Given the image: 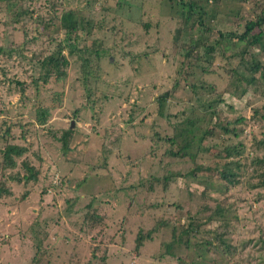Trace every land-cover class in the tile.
<instances>
[{"label": "rangeland", "instance_id": "1", "mask_svg": "<svg viewBox=\"0 0 264 264\" xmlns=\"http://www.w3.org/2000/svg\"><path fill=\"white\" fill-rule=\"evenodd\" d=\"M197 1L205 3L212 26L239 32L264 3ZM170 2L0 0V183L9 190L0 197V264H224L204 242L212 240L211 229L226 228L217 206L230 205L238 216L228 228L238 244L230 264H261L264 166L252 161L264 157L256 146L264 129L253 117L264 106L258 92L264 83L240 96L229 70L239 58L228 63L221 48L215 59L185 62L183 40L191 30L182 24L180 1ZM69 10L90 24L72 34L78 42L65 40L61 21ZM59 43L78 50L63 52L67 77L45 83L40 61ZM255 51L264 61V51ZM82 55L91 60L87 77ZM61 92V106L40 124L38 105L50 108ZM241 116L234 123L238 135L219 126L204 133ZM10 144L25 153L3 169L2 151ZM240 144L247 174L224 192L226 185L198 166L211 165L225 145ZM184 145L186 155L176 156ZM25 159L39 172L29 183L12 178L26 174ZM194 168L197 176L189 174ZM190 217L200 230L191 232L188 248L180 242L167 253L172 225L179 235Z\"/></svg>", "mask_w": 264, "mask_h": 264}, {"label": "trees", "instance_id": "2", "mask_svg": "<svg viewBox=\"0 0 264 264\" xmlns=\"http://www.w3.org/2000/svg\"><path fill=\"white\" fill-rule=\"evenodd\" d=\"M172 3L174 0H170ZM179 5L182 6L181 21L182 24L188 29L191 30L189 34L185 36L183 40L185 47H183L182 55L185 57V62H194L203 60V57L207 58H216V52L218 48H221L220 52L222 55L225 54L228 63L232 64V59L235 57L239 58L237 67H232L229 70L233 73L232 76L237 79V81H232L236 90L240 89V96H245L248 92V89L251 87L260 88L259 84L264 83V61H262L256 54V49L264 51V3H259V11L256 15L251 17L244 18V30L242 32L227 30L223 31L220 28L214 27L211 25V18L209 17L208 11L205 10V3H199L197 0H177ZM209 2L210 0H206ZM219 1V0H213ZM170 6H173L171 4ZM194 15L196 16L194 18ZM192 20V23H191ZM63 26L68 34L65 38L66 41L74 39L75 42H78L79 35L72 37L73 33H77L80 30H87L86 25L90 27L88 21L86 24L83 21H80L78 16L73 10L66 11L62 16ZM183 26V27H184ZM180 26L177 30V34L183 33L184 29ZM58 28V27H57ZM176 39H178L176 37ZM227 42L230 44V47L226 48L224 43ZM75 44V43H74ZM69 48V54H75L76 48L75 45L70 46L68 44L59 43L57 48L47 54L40 61V70L41 75L39 78L48 83L53 80L55 82H60L67 77V68L69 65L68 57L63 53L66 48ZM229 49V54L227 50ZM254 49V52H252ZM203 53V55H202ZM101 53H98L100 56ZM83 58L82 69L84 76L87 77L92 74L91 70V60L88 56H81ZM262 73V77H258L257 74ZM179 87V83L174 84V89ZM204 86H201L203 88ZM260 94L264 95V91L259 89ZM61 95L62 92L58 95H55L51 107H45L44 105H38L37 107V120L40 124H46L50 117L51 108H56L61 106ZM171 93H165L164 97L161 99V106H163L166 98L169 97ZM215 113V111H214ZM213 117V114L211 113ZM253 117L256 122L264 129V106L261 109H256L253 113ZM245 120L244 117L237 118L234 122L219 123L216 122L214 125L207 127L205 134L213 135L216 133L215 128L219 126L225 134L238 135L237 127L234 126V123L238 124ZM72 127V126H71ZM71 130V129H70ZM205 136V135H204ZM203 136V137H204ZM171 139V138H170ZM257 140V139H256ZM191 141V140H190ZM174 142V141H173ZM67 144V142H66ZM257 148H262L264 150V138L256 141ZM189 148V145H184L178 149L177 152H174L176 156L182 154L186 155V149ZM200 146H198V151ZM197 151V152H198ZM205 151V149H204ZM207 151H212L208 149ZM213 152V151H212ZM25 153V148L16 145L10 144L7 145L2 151L3 162L1 166L3 169L13 168L17 164L16 157H20ZM216 154L212 155L215 158V161L205 167L204 165H199L198 169L209 171L212 178H218L223 184L226 185L224 192H227L231 187L238 185L241 182V179L247 174L246 164L243 162V159L246 160L244 155V149L240 145H225L223 149H218ZM253 164L263 167L264 166V157H257L253 159ZM23 168L26 171V174L22 177L19 174L12 175V178L20 182L24 181L29 183L32 180L38 179V170L31 165L27 159L23 160ZM256 170V168H255ZM197 168H194L189 172L190 175L197 176ZM260 186H264V171L261 174V183ZM3 194H9L8 188L0 183V197ZM223 207V206H222ZM216 213H219L222 216L221 222H223L226 227L224 230L219 231V229H211L212 240H207L204 242L206 247H215L217 252L221 254V257L225 259L224 264H230L233 261V257L238 250V244L234 242V239L228 230L232 219H236L237 213L233 206L223 207L221 210L219 206L215 209ZM212 217V216H211ZM191 222L188 226H183L180 234H176V226L173 224V240L167 244V253L172 254L173 248L176 243L185 245V248L189 247L190 234L191 232L197 233L200 230L201 225L199 223H194L192 217ZM184 234L187 235L183 239ZM264 241V240H263ZM261 251H264V244H262ZM205 253V254H204ZM206 252L199 253L198 256L205 257ZM32 264V263H30ZM195 264H210L204 260L196 262ZM261 264H264V256Z\"/></svg>", "mask_w": 264, "mask_h": 264}, {"label": "built area", "instance_id": "3", "mask_svg": "<svg viewBox=\"0 0 264 264\" xmlns=\"http://www.w3.org/2000/svg\"><path fill=\"white\" fill-rule=\"evenodd\" d=\"M56 181H57V178L54 179V182H56Z\"/></svg>", "mask_w": 264, "mask_h": 264}, {"label": "water", "instance_id": "4", "mask_svg": "<svg viewBox=\"0 0 264 264\" xmlns=\"http://www.w3.org/2000/svg\"><path fill=\"white\" fill-rule=\"evenodd\" d=\"M74 126V122L72 123V127Z\"/></svg>", "mask_w": 264, "mask_h": 264}]
</instances>
